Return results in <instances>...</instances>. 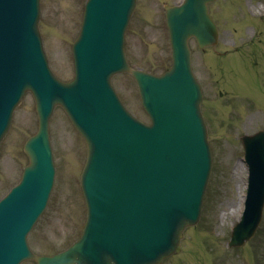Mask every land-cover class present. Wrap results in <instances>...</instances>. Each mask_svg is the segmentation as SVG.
I'll return each instance as SVG.
<instances>
[{
	"label": "rangeland",
	"instance_id": "1",
	"mask_svg": "<svg viewBox=\"0 0 264 264\" xmlns=\"http://www.w3.org/2000/svg\"><path fill=\"white\" fill-rule=\"evenodd\" d=\"M39 1V29L48 65L59 79L69 81L73 76L71 44L78 34L86 0ZM180 1H136L125 32V54L131 67L159 75L170 66L163 5ZM210 11L219 27L218 43L201 51L192 41L190 48L192 70L203 93L212 171L201 218L183 248L190 250L188 256L184 253L176 262L170 259L164 264H264V212L251 241L238 250L225 249L230 228L242 210L246 186L238 138L264 129V0H217ZM112 85L124 106L145 120L132 78L114 76ZM49 128L55 184L44 213L28 237L31 250L39 255L66 248L79 236L85 220L79 187L85 144L58 108ZM36 129L34 103L26 94L0 145V197L18 182L28 162L23 143Z\"/></svg>",
	"mask_w": 264,
	"mask_h": 264
},
{
	"label": "water",
	"instance_id": "2",
	"mask_svg": "<svg viewBox=\"0 0 264 264\" xmlns=\"http://www.w3.org/2000/svg\"><path fill=\"white\" fill-rule=\"evenodd\" d=\"M207 1L209 0H186L182 7L168 9L167 11V20L173 19L176 22V27L169 25L170 41L176 63V71L172 72L168 80L171 84V89L166 95L172 97L170 105L174 104V102L180 105V98L184 96L181 82L182 80L187 81V78L179 74L178 69H181V64L185 61L186 68L189 71V54L186 47L187 38L190 35H194L200 46L214 43L216 40L214 26L206 14L205 2ZM21 2L22 4L25 2V6L28 8V14L19 21V24L22 26L21 37L35 44L31 36V25L34 19L33 11H36L37 19V0H21ZM133 6L134 0H90L86 11L83 36L75 47L77 71L76 79L71 84H62L51 76L46 69L45 61L43 62L44 59L42 60L43 56L41 57L42 54L40 55L38 46L36 45L33 53V59L35 60L33 62L34 68L30 75H27V72L24 71L29 80H21V82L24 85L30 84L35 93H37L35 97L40 118V133L37 138L31 139L26 145V151L30 156L33 169L27 171L24 175L23 183L20 187L14 189L11 195L12 200L19 201L32 187L37 188V193L30 195V203L27 205L16 202L18 214L15 219L14 233L8 240L0 237V264L16 263L10 262L7 254L11 251L17 253L15 249L19 245H23V235L29 228L43 202L47 190V181L39 173H45L48 167L39 171V169H36L39 168L38 164L34 163L36 160H38V163L46 161L43 153H48L49 157L47 148L41 147L42 139L44 138L42 133L46 134L47 116L45 114L49 110V107H52L57 102L64 106L74 120V123L79 127V131L85 136L87 134L91 141L87 140L89 156L87 170L83 174L84 186H82L83 190H85L84 193H86L85 198L89 211V223H87L85 235L71 249L78 264H90L85 258L84 253L81 252L82 247L86 250L90 246V243L95 244L99 242L98 235L104 234L118 222L129 219L122 220L128 213L137 209V207L157 197L161 185L165 183L168 172L173 166L178 153L184 126L180 129L179 124L174 126L162 121L159 123L161 132L140 131L133 127L131 123H125L126 115L122 112L119 107L120 104L116 102L109 90L108 82L111 74L129 71L122 58V44L123 31ZM191 6L195 10V17L189 11ZM16 28L18 26L15 25L10 27L9 30L12 31ZM33 31L34 33L36 32L35 22ZM8 42L9 39L1 37L0 44L2 47L7 46ZM17 53V49H12L7 53V56L14 58ZM3 61L5 60H1L0 62ZM130 73L136 79L141 92L146 90L149 92V95H154L155 99L161 102L164 93L163 84L154 85L156 81L148 79L151 77L142 72L130 71ZM16 79H20V76ZM164 98L161 103L163 110L167 107L164 104ZM199 100L200 95L198 92L197 100L194 104L197 116ZM10 115V109H8L4 114V117L7 118L0 123V134L3 131L5 123L9 122ZM200 125L203 140L201 136L200 139L202 143L204 141V145L205 133L201 123ZM166 136L169 137V140L162 142V139ZM248 140V138L243 139L245 146ZM202 143L199 142L193 147L183 145L182 151L187 152V155L191 156L192 149L200 148ZM249 143L253 144L254 142L251 141ZM248 151H253L252 145H248ZM206 153L209 172L210 157L207 147ZM259 168L260 166L254 167L251 164L249 196L256 208L260 204V201L261 204L264 201V188L258 182L260 179ZM207 178V172L204 173L202 178H197L201 183L198 191L200 198H202ZM196 203H198V199H196ZM199 208L200 202L198 210ZM114 209H116V213L118 209L121 211L119 217L116 214L115 219L103 229V217H105L106 213H113ZM177 214L178 212L175 213V219L177 220L170 247L156 258H153V256L157 251L151 254L150 257L145 258L144 261H140L138 258L134 259L133 264L158 263L167 253L177 248L180 230L185 225L196 221V218H189L185 214H180L177 217ZM196 216H198V213ZM259 218L260 207L259 209H255L247 201L245 215V226L247 229H250L253 225L255 227ZM125 223L135 226L134 220L126 221ZM250 235H243V240L247 239ZM106 241L109 242V240ZM238 243L234 239L231 242L233 245H237ZM96 249L99 253L100 248ZM99 255L102 258V264H118L117 261L112 259V256L107 255L102 250ZM67 262L70 263L71 259Z\"/></svg>",
	"mask_w": 264,
	"mask_h": 264
}]
</instances>
